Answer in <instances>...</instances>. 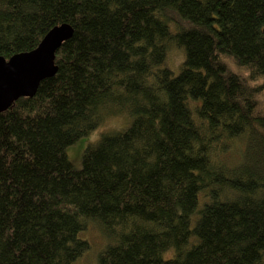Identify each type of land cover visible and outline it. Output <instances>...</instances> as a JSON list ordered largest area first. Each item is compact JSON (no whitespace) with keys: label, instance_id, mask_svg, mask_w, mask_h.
Wrapping results in <instances>:
<instances>
[{"label":"trees","instance_id":"1","mask_svg":"<svg viewBox=\"0 0 264 264\" xmlns=\"http://www.w3.org/2000/svg\"><path fill=\"white\" fill-rule=\"evenodd\" d=\"M60 24L55 74L0 113V264H73L88 223L96 264H264V0H0V57ZM110 111L130 124L75 170Z\"/></svg>","mask_w":264,"mask_h":264},{"label":"water","instance_id":"2","mask_svg":"<svg viewBox=\"0 0 264 264\" xmlns=\"http://www.w3.org/2000/svg\"><path fill=\"white\" fill-rule=\"evenodd\" d=\"M72 33L68 24H60L51 28L35 49L8 60L0 57V113L17 99L32 97L39 83L55 74V53Z\"/></svg>","mask_w":264,"mask_h":264},{"label":"rangeland","instance_id":"3","mask_svg":"<svg viewBox=\"0 0 264 264\" xmlns=\"http://www.w3.org/2000/svg\"><path fill=\"white\" fill-rule=\"evenodd\" d=\"M170 29L171 31L176 32L174 24L170 25ZM183 61V50L176 48L173 44H169L165 67H167L173 75H177ZM130 121L131 117L128 113H115L110 111L95 131L77 140L74 144L66 148L67 158L73 168L75 170L80 168L81 153L87 145L96 144L103 134H111L127 128ZM99 232L100 231L96 225L88 223L86 231L81 236L88 239L90 242V248L73 264H96V253L99 252L105 243V239L102 238Z\"/></svg>","mask_w":264,"mask_h":264},{"label":"bare ground","instance_id":"4","mask_svg":"<svg viewBox=\"0 0 264 264\" xmlns=\"http://www.w3.org/2000/svg\"><path fill=\"white\" fill-rule=\"evenodd\" d=\"M57 52V51H56ZM19 54H21V53H19ZM56 54V53H55ZM17 55V54H16ZM14 56V55H13ZM5 60V59H4Z\"/></svg>","mask_w":264,"mask_h":264}]
</instances>
